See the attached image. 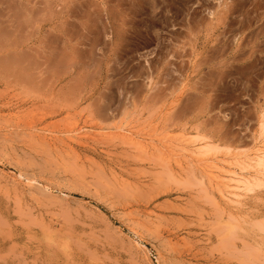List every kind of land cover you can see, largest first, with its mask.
Here are the masks:
<instances>
[{
    "label": "rangeland",
    "instance_id": "rangeland-1",
    "mask_svg": "<svg viewBox=\"0 0 264 264\" xmlns=\"http://www.w3.org/2000/svg\"><path fill=\"white\" fill-rule=\"evenodd\" d=\"M259 151L264 0H0V264H264Z\"/></svg>",
    "mask_w": 264,
    "mask_h": 264
},
{
    "label": "bare ground",
    "instance_id": "bare-ground-1",
    "mask_svg": "<svg viewBox=\"0 0 264 264\" xmlns=\"http://www.w3.org/2000/svg\"><path fill=\"white\" fill-rule=\"evenodd\" d=\"M258 154H259L258 156L256 155L257 156L256 163H257L258 166H262V165H264V152H262V151L260 152L259 151ZM226 166L228 167L230 165L226 164ZM223 171L229 172V171H227V169H224V168H223ZM217 177H219V174L217 175ZM227 177H229L230 181H234L235 182L234 185L232 186V187H235V188L243 187V184H248L249 183L248 181H245V180L243 181L240 178H238L237 176H235V171H232L231 174L229 176H227Z\"/></svg>",
    "mask_w": 264,
    "mask_h": 264
}]
</instances>
